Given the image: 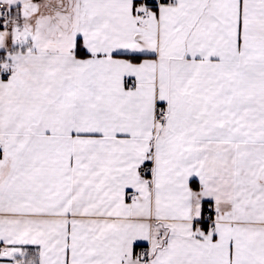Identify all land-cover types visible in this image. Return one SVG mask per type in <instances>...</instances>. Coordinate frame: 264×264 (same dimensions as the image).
Wrapping results in <instances>:
<instances>
[{
    "label": "snow or ice",
    "instance_id": "snow-or-ice-1",
    "mask_svg": "<svg viewBox=\"0 0 264 264\" xmlns=\"http://www.w3.org/2000/svg\"><path fill=\"white\" fill-rule=\"evenodd\" d=\"M0 264H264V0H0Z\"/></svg>",
    "mask_w": 264,
    "mask_h": 264
}]
</instances>
